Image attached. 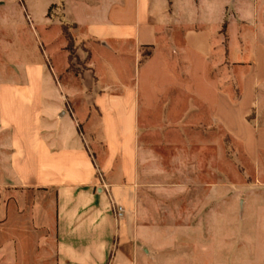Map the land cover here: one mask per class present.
<instances>
[{
    "label": "crops",
    "instance_id": "crops-1",
    "mask_svg": "<svg viewBox=\"0 0 264 264\" xmlns=\"http://www.w3.org/2000/svg\"><path fill=\"white\" fill-rule=\"evenodd\" d=\"M232 1L47 0L42 27L72 24L84 43L76 53L86 67L73 76L51 56L54 34L30 28L14 0H0V189L17 191L19 219L31 216L34 230L52 217L55 264L166 263L152 255L155 226L140 221L143 178L159 158L140 135L167 136L173 108L177 119L221 125L253 161L264 153V125L248 119L264 54L259 63L255 53L236 100L211 76L222 55L213 40ZM52 4L57 12L48 15ZM27 191L49 192L52 203L25 199ZM114 204L124 208L120 218Z\"/></svg>",
    "mask_w": 264,
    "mask_h": 264
},
{
    "label": "rangeland",
    "instance_id": "rangeland-1",
    "mask_svg": "<svg viewBox=\"0 0 264 264\" xmlns=\"http://www.w3.org/2000/svg\"><path fill=\"white\" fill-rule=\"evenodd\" d=\"M46 1L14 0L27 26L38 24L43 34H54L51 56L57 64H65L67 73L78 76L86 67L85 59L76 53L85 49L84 43L67 40L58 23L42 27ZM248 1L229 4L213 40V47L222 55L216 57L217 68L212 67L211 76L220 80L221 89L233 100L240 96L241 77L255 53L264 54V0H256L254 5ZM22 3L31 14L30 22ZM56 12V8L50 10V14ZM12 27L16 26L10 25V35ZM71 28L68 26L70 33ZM261 54L259 63L264 59ZM47 64L51 71L52 64ZM58 79L61 81L59 75ZM258 95L257 107L248 119L264 125V80ZM172 110L178 118L179 108ZM192 116L168 123L165 137L140 135V142L155 146L159 157L149 164V175L143 178L148 186L139 192L140 221L155 226L148 236L152 255L165 259L163 264H264V153L257 161L251 160L241 142L221 125ZM24 195L31 201L36 196L45 204L52 203L49 192L34 196L27 191ZM17 196V191L0 189V264H55L52 217L48 225L34 230L31 216L19 219ZM6 205L13 211L5 212ZM211 209L218 212L217 218L207 215Z\"/></svg>",
    "mask_w": 264,
    "mask_h": 264
},
{
    "label": "built area",
    "instance_id": "built-area-1",
    "mask_svg": "<svg viewBox=\"0 0 264 264\" xmlns=\"http://www.w3.org/2000/svg\"><path fill=\"white\" fill-rule=\"evenodd\" d=\"M97 179L99 181V185L101 188H103L106 192H108V185L104 182L103 180V175L102 173L97 169L96 172ZM124 213V208L120 205L114 204V214L116 218H120Z\"/></svg>",
    "mask_w": 264,
    "mask_h": 264
},
{
    "label": "trees",
    "instance_id": "trees-1",
    "mask_svg": "<svg viewBox=\"0 0 264 264\" xmlns=\"http://www.w3.org/2000/svg\"><path fill=\"white\" fill-rule=\"evenodd\" d=\"M54 7V5H50L48 8V15H50V10ZM68 26L73 27L72 24H67V23H61L60 28H61V33L67 40H74L72 34L69 32Z\"/></svg>",
    "mask_w": 264,
    "mask_h": 264
}]
</instances>
